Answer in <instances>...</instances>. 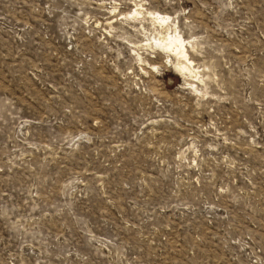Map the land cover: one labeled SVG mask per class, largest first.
Returning a JSON list of instances; mask_svg holds the SVG:
<instances>
[{"label": "rangeland", "instance_id": "obj_1", "mask_svg": "<svg viewBox=\"0 0 264 264\" xmlns=\"http://www.w3.org/2000/svg\"><path fill=\"white\" fill-rule=\"evenodd\" d=\"M0 264H264V0H0Z\"/></svg>", "mask_w": 264, "mask_h": 264}, {"label": "bare ground", "instance_id": "obj_2", "mask_svg": "<svg viewBox=\"0 0 264 264\" xmlns=\"http://www.w3.org/2000/svg\"><path fill=\"white\" fill-rule=\"evenodd\" d=\"M135 7V10H131L128 13L119 12L118 15L115 12L117 8H114L111 20L113 23H117L120 16H125L127 20L129 18L140 23L146 33L152 30L151 36H154V41L152 40L151 46L153 45L152 48L157 47L162 54L166 55L163 61L165 65H167L169 60L170 64L174 65L178 73L184 77L187 74L195 73L198 75L194 61L189 55V43L182 37L180 32L177 34L179 30L172 25L176 22L174 23V20L168 15L148 12L142 5L138 4ZM114 19L116 20L114 21ZM146 24L149 25V29L146 27Z\"/></svg>", "mask_w": 264, "mask_h": 264}]
</instances>
